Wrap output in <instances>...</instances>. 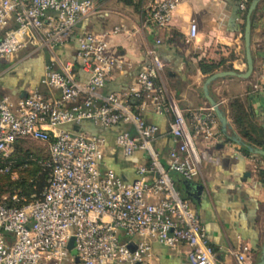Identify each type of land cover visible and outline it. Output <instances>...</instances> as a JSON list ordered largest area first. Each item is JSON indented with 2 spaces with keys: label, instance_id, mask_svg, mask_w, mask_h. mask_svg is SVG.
I'll use <instances>...</instances> for the list:
<instances>
[{
  "label": "built area",
  "instance_id": "1",
  "mask_svg": "<svg viewBox=\"0 0 264 264\" xmlns=\"http://www.w3.org/2000/svg\"><path fill=\"white\" fill-rule=\"evenodd\" d=\"M180 1L156 2L147 21L166 28ZM238 5L245 11L248 0ZM96 9L94 0H0V62L29 43L50 51L40 82L57 92L46 96L32 89L16 99L0 94V157H7L17 140L37 141L47 151L40 165L49 170L38 198L0 204V264H144L152 242L174 251L184 247L190 264H217L204 225L170 176L197 179L199 142L225 140L214 110L180 106L160 81L164 63L153 48L122 91L103 92L107 80L131 69L107 53L108 35L120 26L77 38L76 60L85 80L75 78L70 64L57 70L55 48L68 43L78 23ZM189 32L190 40L197 32L194 22ZM147 111L168 117L166 134L174 146L165 153L154 146L161 134L143 117ZM86 124L100 131L115 128L113 144ZM140 150L146 160L135 165L131 181L107 166L108 154L130 157ZM72 236L75 256L67 248ZM248 250L244 245L234 252L237 264H245Z\"/></svg>",
  "mask_w": 264,
  "mask_h": 264
},
{
  "label": "crops",
  "instance_id": "2",
  "mask_svg": "<svg viewBox=\"0 0 264 264\" xmlns=\"http://www.w3.org/2000/svg\"><path fill=\"white\" fill-rule=\"evenodd\" d=\"M97 9L75 27L71 39L54 50V67L61 70L70 64L78 80H85L76 60L77 38L85 32H110L120 26L118 33L108 35L107 53L131 66L126 74H118L106 81L103 92L118 93L148 60L146 50H156L164 63L160 81L171 88L182 108L205 107L208 101L202 86L207 77L218 71H246L244 27L245 11L238 8V0H181L175 8L170 24L157 29L147 21L152 6L161 0H94ZM164 1V0H163ZM250 5V4H249ZM249 7V6H248ZM249 47L252 72L248 78L226 76L208 85V93L219 104L227 121V132L234 130L230 118V104L238 101L250 113L249 123L264 150V0H257L251 16ZM197 27L196 36L188 38L190 23ZM52 53L27 44L12 57L0 62V94L12 99L37 89L46 96L57 92L41 84L45 64ZM200 65H216L212 74L204 73ZM257 85V89L254 88ZM147 122L160 131L154 146L165 153L174 146L167 132L166 115L149 111L143 113ZM221 131L220 124L217 127ZM116 129L106 135L113 144ZM260 132V133H259ZM202 153L201 175L186 181L177 173L170 176L182 198L196 211L206 230L209 245L216 254L217 264H237L234 252L248 246L245 264L260 260L264 239V156L251 152L242 155L230 142L215 144L199 142ZM146 160L144 151L130 157L119 152L108 154L107 166L126 181L136 178L135 165ZM121 241L126 237L121 233ZM184 247L177 251L152 242L151 256L144 264H190Z\"/></svg>",
  "mask_w": 264,
  "mask_h": 264
},
{
  "label": "trees",
  "instance_id": "3",
  "mask_svg": "<svg viewBox=\"0 0 264 264\" xmlns=\"http://www.w3.org/2000/svg\"><path fill=\"white\" fill-rule=\"evenodd\" d=\"M252 1L248 0L247 8ZM200 69L204 73L212 74L217 70V67L216 65H200ZM229 115L234 125V130L228 132L226 130L224 133L221 131L225 141L232 142L246 156L251 154L249 148L254 149L263 146L262 142L253 136V133L256 134L257 130L249 123L250 113L244 110L238 101L230 104ZM86 127L104 136L112 130L100 131L88 124H86ZM26 141L23 139L17 140L14 143L13 151L7 157H0V176H2L3 185L6 186L5 189L1 190L9 195L2 203H16L18 205L28 203L38 198L46 185L49 170L44 169L40 162L47 159V151L44 155L39 151L24 147L23 143ZM13 172L18 173V178L15 180L10 179L9 174ZM14 196L16 201L12 199Z\"/></svg>",
  "mask_w": 264,
  "mask_h": 264
},
{
  "label": "water",
  "instance_id": "4",
  "mask_svg": "<svg viewBox=\"0 0 264 264\" xmlns=\"http://www.w3.org/2000/svg\"><path fill=\"white\" fill-rule=\"evenodd\" d=\"M257 4V0H253L248 9H247V13H246V22H245V27H244V47H245V59H246V71L243 73H236L234 71H218L216 73H213L212 75H210L209 77L206 78L204 85L202 86L203 89V93L204 96L206 97L207 101H208V105L214 110V113L218 119V122L220 124V129L221 131L224 133L226 132L227 129V121L225 116L222 114L219 104L214 101L212 99V97H210L209 93H208V85H210V83L218 78H222V77H226V76H238V77H242V78H248L252 72V58H251V54H250V47H249V36H250V25H251V14L253 12V10L255 9V6ZM74 130H78L79 126L78 125H74L72 127ZM249 151L254 152L255 154L264 156V150L263 149H258V148H249ZM188 181H186L185 183H187ZM188 184V183H187ZM75 246V240L74 237H70L67 243V248L70 251V254L72 256L76 255V250L74 249ZM129 247L131 249H133V245L130 244ZM75 261H77V258L75 257ZM256 264H264V239H263V245H262V249H261V256H260V260L256 263Z\"/></svg>",
  "mask_w": 264,
  "mask_h": 264
},
{
  "label": "rangeland",
  "instance_id": "5",
  "mask_svg": "<svg viewBox=\"0 0 264 264\" xmlns=\"http://www.w3.org/2000/svg\"><path fill=\"white\" fill-rule=\"evenodd\" d=\"M23 146L28 147L29 149H31L33 151H35V150L39 151L40 153H42L44 155L46 154V147L37 141L27 140L25 143H23ZM9 175H10L11 180H15L18 178V173H16V172H13ZM5 188H6V186L3 185L2 176H0V204L2 202H4V200H6L9 197L7 192L1 190V189H5Z\"/></svg>",
  "mask_w": 264,
  "mask_h": 264
}]
</instances>
